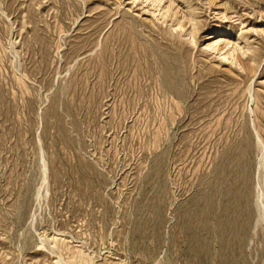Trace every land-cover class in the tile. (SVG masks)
Segmentation results:
<instances>
[{"label": "rangeland", "instance_id": "374dc122", "mask_svg": "<svg viewBox=\"0 0 264 264\" xmlns=\"http://www.w3.org/2000/svg\"><path fill=\"white\" fill-rule=\"evenodd\" d=\"M140 1L0 0V264H264V0H172L183 31Z\"/></svg>", "mask_w": 264, "mask_h": 264}, {"label": "bare ground", "instance_id": "6f19581e", "mask_svg": "<svg viewBox=\"0 0 264 264\" xmlns=\"http://www.w3.org/2000/svg\"><path fill=\"white\" fill-rule=\"evenodd\" d=\"M132 1H133V4H135L136 2H139L140 0H132ZM171 1H172V0H141L140 2H141L142 4H143V3L148 4V6H149L148 8H151L152 10H155L156 12H158V15L161 16L160 19H161V20H162V19L164 20V19H166V18H170V19H172V18L175 17L176 15H179V14H178V13H179L178 11H177V12H173V14L170 15V13H171V9H172V8H171V6H172L171 3L174 4V2H171ZM213 2H214V0H209V3H210V4H212ZM9 5H10V4H9ZM61 5H62V4H61ZM68 5H69V4H68ZM143 5H144V4H143ZM7 7H8V6H7ZM63 7H64V6H63ZM63 7H62V8H63ZM65 7H66V6H65ZM67 7H68V6H67ZM70 8H71V7H70ZM70 8H69V9H70ZM71 9H73V8H71ZM71 9H70V10H71ZM65 10H67V9H65ZM70 12H71V11H70ZM63 13H64V12H63ZM72 13H73V12H72ZM67 15H68V13H67ZM72 15H73V14H72ZM77 15H78V14H77ZM27 16H28V15H27ZM57 16H58V15H57ZM153 16H154V14H153ZM159 16H158V17H159ZM189 16H190V15H189ZM72 17H73V16H72ZM72 17H71V18H72ZM26 18H27L28 21L26 20ZM26 18H25L26 22H24L23 25H26V24H28V23H30V25H31V24L34 23V22L31 23V22H32V18L34 19L33 16L31 17V15H29V16L26 17ZM53 18H54V17H53ZM66 18H67V17H66ZM68 18H70V17H68ZM73 18H74V17H73ZM181 19H182V18H181ZM67 20H68V19H67ZM70 20H71V19H70ZM158 20H159V19H158ZM172 20H173V19H172ZM172 20H171V22H172V29H174L175 31H178L177 29L183 31V29H184V24H182L181 21H180L177 17H176L175 21H174V20L172 21ZM33 21H34V20H33ZM188 21H189V20H188ZM124 22H126V21H124ZM35 23H36V21H35ZM126 23H127V22H126ZM191 23H192V22H191ZM57 24H58V23H57ZM118 24H119V23H118ZM121 24H122V22H121ZM127 24H128V23H127ZM127 24H126V25H127ZM35 25H36V24H35ZM47 25H48V24H47ZM129 25H130V24H129ZM33 26H34V25H33ZM59 26H60V25H59ZM99 26H101V25H99ZM124 26H125V25H124ZM124 26H123V25H122V26H119L118 30L116 29V31H117V35H116V36H117V37L113 38V42H115V44H116V41H117V42L120 41V38H121L122 40H123V38L126 39L125 36L123 37V35L126 34V33H125V32H126V29H125ZM170 26H171V24H170ZM46 27H47V26H46ZM56 27H57V26H56ZM61 27H62V26H61ZM61 27H60V28H61ZM116 27H117V25H116ZM127 27H129V26H127ZM132 27H133V26H132ZM48 28H49V25H48ZM58 28H59V27H58ZM96 29H99V28H96ZM96 29H95V30H96ZM101 29H102V28H101ZM132 29H134V28H132ZM172 29H171V30H172ZM55 30H56V29H55ZM130 30H131V28L129 29V31H130ZM169 30H170V29H169ZM174 30H173V31H174ZM1 31H2V30H1ZM57 31H58V29H57ZM63 31H64V30H63ZM93 31H94V30H93ZM99 31H100V30H99ZM58 32H62V28L59 29ZM64 32H65V31H64ZM94 32H95V31H94ZM131 32H132V34H133V30H132ZM134 32H135V31H134ZM190 32H191V31H190ZM227 32H228V31H227ZM96 33H97V31H96ZM114 33L116 34L115 30H114ZM127 33H128V31H127ZM129 33H130V32H129ZM57 34H58V33H57ZM60 34H61V33H60ZM115 34H114V36H115ZM130 34H131V33H130ZM130 34H129V35H130ZM132 34H131L130 38H131L132 36H134V35H132ZM37 35H38V34H37ZM127 35H128V34H127ZM184 35H185V34H184ZM38 36H39V35H38ZM111 36H112V35H111ZM185 36H186V35H185ZM187 36H189V37H188L189 39L192 38L191 34H187ZM34 37H35V36H34ZM172 37H173V36H172ZM209 37H211V35H208V38H209ZM36 38H37V37H36ZM36 38H35V39H36ZM108 38H109V37H108ZM110 38H111V37H110ZM127 38H129V37H127ZM130 38H129V40H130ZM137 38H138V36H137ZM35 39H34L33 41H35ZM132 39H134V38L132 37ZM139 39H140V38H139ZM139 39H136V40H139ZM209 39H213V40H214V39H218V40H219V39H221V37H218V36H217V37H212V38H209ZM36 40H37V39H36ZM136 40H135V41H134V40L131 41V44H132L133 42L135 43ZM142 40H143V39H142ZM187 40H188V39H187ZM29 41H30V40H29ZM29 41H28V42H29ZM37 41H38V40H37ZM90 41H91V40H90ZM90 41H89V42H90ZM111 41H112V40H111ZM143 41H144V40H143ZM188 41H189V40H188ZM219 41H220V40H219ZM237 41H238V40H237ZM83 42H84V41H83ZM83 42H82V43H83ZM89 42H88V43H89ZM91 42H92V41H91ZM109 42H110V41H109ZM113 42H110V43H113ZM126 42H127V40H126ZM137 42H138V41H137ZM137 42H136V43H137ZM145 42H146V40H145ZM29 43H30V42H29ZM29 43H28V44H29ZM35 43H36V42H35ZM39 43H40V40H39ZM39 43H38V44H39ZM107 43H108V41H107ZM120 43H122V42L120 41ZM138 43H139V42H138ZM140 43H141V40H140ZM148 43H149V42H148ZM190 43L192 44L193 42L190 41ZM218 43H219V42H218ZM89 44H90V43H89ZM91 44H92V43H91ZM103 44H104V43H103ZM126 44H128V43H126ZM151 44H152V43H151ZM81 45H82V44H81ZM86 45H88L87 42L83 43L82 47H83V46H86ZM101 45H102V44H101ZM107 45H108V44H107ZM111 45H112V44H111ZM123 45H125V43H123ZM148 45H149V44H148ZM238 45H239V43H238V44H236V42H235V43H232V42L229 41V40H227V41H223L222 44H217V41H216V42L214 41L213 44L211 43L210 45H209V44L206 45V46H205V49L210 50L211 52L214 51L215 54L218 53V55L222 58V60H228L229 57H231L232 59H235L234 57H236V60H238L237 62H239V57H238V55H237V51H241V48H239ZM41 46H42V45H41ZM88 46H89V45H88ZM90 46H91V45H90ZM103 46H104V45H103ZM112 46H113V45H112ZM116 46H118V43H117ZM116 46H115V47H116ZM129 46H130V45H129ZM134 46H135V45H134ZM144 46H146V44H145ZM149 46H150V45H149ZM152 46H153V45H152ZM155 46H156V44L154 45V47H155ZM78 47H79V46H78ZM82 47H80V49L78 48V50H76V52L80 51V50L82 49ZM96 47H97V46H96ZM113 47H114V46H113ZM125 47H126V45H125ZM127 47H128V46H127ZM131 47H132V45H131ZM136 47H137V46H136ZM140 47L143 48V46H139L138 48H135V47H134V48H135V50H136V49L139 50ZM156 47H157V46H156ZM84 48H85V47H84ZM106 48H107V47H106ZM118 48H120V47H118ZM122 48H124V47H122ZM147 48H148V47H147ZM149 48H151V47H149ZM75 49H77V48H75ZM104 49H105V48H104ZM111 49H113V48H111ZM129 49H130V48H129ZM143 49H144V48H143ZM85 50H87V48H85ZM105 50H106V49H105ZM105 50H101V49H100V51H102V52L99 51L100 54H98L99 56L97 55L98 58H99V61H101V63H102V55L105 56V55H106V51H109V50H106V51H105ZM127 50H128V49H127ZM135 50H134V51L132 50V51L134 52V53H132V55L134 56L133 59L136 58L135 55L138 56V51H135ZM146 50H147V49H146ZM152 50H153V48H152ZM155 50H157V49H155ZM177 50H178V49H177ZM179 50H180V48H179ZM179 50H178V51H179ZM72 51H75V50H72ZM110 51H111V50H110ZM140 51H141V50H140ZM149 51H151V50H149ZM160 51H161V50L159 49V52H160ZM244 51H245V52H243V51L241 52V56H244L245 53H246V51H248V50H244ZM42 52L44 53V50H43ZM76 52H75V54H74L75 57H76ZM116 52H118V51H116ZM127 52H129V51H127ZM127 52H126V53H127ZM144 52H145V50H144ZM146 52H147V51H146ZM152 52H153V51H152ZM157 52H158V51H157ZM45 53H46V52H45ZM109 53H110V52H109ZM112 53H113V52L111 51V54H112ZM119 53L121 54L122 52H119ZM129 53H130V52H129ZM147 53H148V52H147ZM149 53H150V52H149ZM155 53H156V52H155ZM160 53H163V51L160 52ZM185 53H186V52H185ZM71 54H72V53H71ZM115 54H116V53H115ZM124 54H125V53H124ZM143 54H146V53H143ZM143 54H140V55L144 56ZM112 55H113V54H112ZM125 55H126V54H125ZM129 55H130V54H129ZM140 55H139V58H140ZM149 55H150V54H148V57H146V58L149 59ZM151 55H153V54H151ZM151 55H150V58H151ZM159 55H160V54H159ZM188 55H189V54H187V56H188ZM109 56H110V55H109ZM117 56H118V55H117ZM154 56H155V55H154ZM154 56H153V57H154ZM177 56H178V55H177ZM183 56H185V54H184ZM107 57H108V55H107ZM157 57H158V55H157ZM162 57H163V56H162ZM164 57H165V56H164ZM166 57H167V54H166ZM169 57H170V55H169ZM95 58H97V57H95ZM108 58H109V57H108ZM113 58H114V55H113ZM113 58L111 59L112 62L108 59L109 62H111L112 64H113V61L116 59V57H115L114 60H113ZM118 58H119V57H118ZM118 58H117V59H118ZM123 58H124V57H123ZM123 58H122V60H123ZM129 58H130V56H129ZM142 58H145V57H142ZM154 58H155V57H154ZM154 58H152V59L154 60ZM186 58H187V57H186ZM100 59H101V60H100ZM105 59H106V58H104L103 61H105ZM140 59H141V58H140ZM160 59H161V58H160ZM163 59H164V58H163ZM165 59H166V58H165ZM167 59H169V58H167ZM184 59H185V58H184ZM240 59H241V58H240ZM68 60H69V58H68ZM70 60H72V58H71ZM96 60H97V59H96ZM96 60H95V61H96ZM122 60H121V61H122ZM127 60H128V57H127ZM131 60H132V59H131ZM142 60H144V59H142ZM142 60H141V61H142ZM146 60H147V59H146ZM150 60H151V59H150ZM155 60H157V59H155ZM172 60H178V59L173 58ZM229 60H230V59H229ZM44 61H45V60H44ZM72 61H73V60H72ZM72 61H71V62H72ZM117 61H118V60H117ZM134 61H136V62H134ZM134 61H133V62L136 63V66H139V64H140L139 59L136 58V60H134ZM161 61H162V59L160 60V62H161ZM170 61H171V60H170ZM188 61H189V60H188ZM91 62H93V61H91ZM97 62H98V61H97ZM114 62H115V61H114ZM143 62H144V61H143ZM146 62H149V61H146ZM167 62H169V61H167ZM167 62H166V63H167ZM180 62H181V61H180ZM233 62H234V61H233ZM233 62H231V63H233ZM240 62H241V61H240ZM94 63H95V62H94ZM103 63H104V62H103ZM105 63H106V61H105ZM111 63H110V64H111ZM119 63H120V62H119ZM119 63H117V64L119 65ZM123 63H124V62H123ZM126 63H127V61H126ZM128 63H129V62H128ZM131 63H132V61H131ZM150 63H151V62H150ZM150 63H147V64H148V65H147L148 67H149V65L151 66ZM153 63H154V62H153ZM158 63H159V61H158ZM169 63H170V65H171L172 62H169ZM176 63H178V61H177ZM186 63H187V62H186ZM234 63H236V62H234ZM245 63H246V62H245ZM245 63H244V64H245ZM96 64H97V63H96ZM98 64H99V62H98ZM108 64H109V63H108ZM121 64H122V63H121ZM172 64H173V63H172ZM174 64H175V63H174ZM182 64H185V62H182ZM102 65H105V64H102ZM125 65H127V64H125ZM142 65H143V64H142ZM162 65H163V63H162ZM167 65H168V64H167ZM178 65H180V64H178ZM185 65H186V64H185ZM246 65H247V64H246ZM45 66H46V65H45ZM94 66H95V65H94ZM94 66H93V67H94ZM96 66H97V65H96ZM105 66H106V65H105ZM105 66H104V67L102 66V68L105 69ZM109 66H110V65H109ZM122 66H123V65H121V66L118 67L119 69H120V67H121V70H120V71H121V72H122V71H123V72H125V71L127 72V67H122ZM128 66H129V65H128ZM131 66H132V65H131ZM145 66H146V64H145ZM147 66H146V67H147ZM188 66H189V64H188ZM236 66H237V65H236ZM93 67H92V68H93ZM141 67H143V66H141ZM151 67H152V66H151ZM155 67H156V65H155ZM176 67H177V66H176ZM176 67H173V68L175 69ZM184 67L187 69L186 66H184ZM184 67H181V68H184ZM46 68H47V66H46ZM96 68H97V67H96ZM102 68H101V69H102ZM108 68H109V67H108ZM108 68H107V69H108ZM116 68H117V67H116ZM143 68H144V67H143ZM152 68H154V67H152ZM152 68H151V69H152ZM156 68H157V67H156ZM240 68H241V67H240ZM99 69H100V68H99ZM107 69H106V70H107ZM110 69H111V68H110ZM128 69H129V68H128ZM136 69H137V68H136ZM146 69H147V68H146ZM146 69H145V71H146ZM158 69H159V68H158ZM163 69H164V67H163ZM167 69H168V67H167ZM176 69H177V68H176ZM189 69H192V67L189 68ZM0 70H1V69H0ZM44 70H45V67H44ZM49 70H50V69H49ZM49 70H48V71H49ZM108 70H109V69H108ZM141 70H142V69H141ZM148 70H149V69H148ZM148 70H147V71H148ZM154 70H155V69H154ZM160 70H161V66H160ZM168 70H169V69H168ZM177 70H180V69H177ZM177 70H176V71H177ZM243 70H244V68H243ZM101 71H102V70H101ZM130 71H131V70H130ZM150 71H151V70H150ZM166 71H167V70H166ZM166 71H165V72H166ZM174 71H175V70H174ZM174 71H173V72H174ZM176 71H175V72H176ZM181 71H183V70H180V72H181ZM184 71H185V70H184ZM187 71H188V70H186L185 72H187ZM244 71H245V70H244ZM116 72H117V71H116ZM121 72H120V74H122V76H124V75H123L124 73H121ZM126 72H125V74H126ZM132 72H133V70H132ZM134 72H135V71H134ZM153 72H154V71H152V73H153ZM159 72H161V71H159ZM167 72L170 73L169 71H167ZM177 72H178V71H177ZM189 72H190V71H189ZM47 73H48V72H47ZM103 73L105 74V70L103 71ZM107 73H109V72H107ZM128 73H129V72H128ZM156 73H157V72H156ZM161 73H162V72H161ZM187 73H188V72H187ZM129 74H130V76H131V75H132V76L134 75V74H131V73H129ZM140 74H143V72L140 73ZM166 74H167V73H166ZM126 75H127V74H126ZM137 75H138V74H137ZM149 75H151V74H149ZM170 75H172V74H170ZM170 75H169V76H170ZM173 75H174V74H173ZM173 75H172L171 77H173ZM106 76H109V75H106ZM111 76H113V75H111ZM120 76H121V75H120ZM130 76H128V79H129V80H130V78H129ZM140 76H143V75H140ZM147 76H148V74H147ZM152 76H153V74H152ZM163 76H165V74H164ZM166 76H167V75H166ZM177 76H178V74H177ZM180 76H181V75H180ZM180 76H179V77H180ZM186 76H187V74H186ZM186 76H185V77H186ZM72 77H73V76H72ZM72 77H71V78H72ZM124 77H125V76H124ZM155 77H156V76L154 75V77L151 78V79H154ZM159 77H161V76L159 75ZM171 77H170V78H171ZM193 77H194V76H193ZM136 78H138V76H137ZM141 78H142V79H145V76H144V78H143V77H141ZM156 78H157V77H156ZM167 78H168V77H167ZM188 78H189V77H188ZM188 78H187V79H188ZM190 78H192V77H190ZM73 79H74V78H72V80H73ZM103 79H104V78H103ZM106 79H109V77L106 78ZM132 79H134V78L132 77ZM160 79L162 80V78H160ZM171 79H172V78H171ZM179 79H180V78H179ZM72 80H71V82H72ZM74 80H75V79H74ZM104 80H105V79H104ZM119 80H120V79H119ZM122 80H123V79H122ZM135 80H136V79H135ZM135 80H134V81L131 80V81L134 83ZM137 80H139V78H138ZM140 80H141V79H140ZM145 80H146V79H145ZM147 80H148V79H147ZM155 80H156V79H155ZM164 80H166V79H164ZM168 80H169V78H168ZM180 80H181V79H180ZM123 81H124V80H123ZM142 81H143V80H142ZM149 81H150V80H149ZM175 81H176V80H175ZM102 82H103V80H102ZM125 82H129V81L127 80V81H125ZM136 82H137V81H136ZM138 82H139V81H138ZM140 82H141V81H140ZM146 82H147V81H146ZM153 82H154V81H153ZM161 82H162V81H161ZM170 82H173V81H170ZM170 82H169V83H170ZM185 82H186V81H185ZM122 83H123V82H122ZM148 83H149V82H148ZM156 83H157V82H156ZM164 83H165V82H164ZM175 83H176V82H175ZM175 83H174V84H175ZM128 84H129V83H128ZM167 84H168V83H167ZM167 84H165V85L167 86ZM174 84H173V85H174ZM188 84H189V83H188ZM129 85H130V84H129ZM143 85H144V83H143ZM146 85H147V84H146ZM150 85H151V84H150ZM157 85H158V84H157ZM168 85H170V84H168ZM171 85H172V84H171ZM176 85H177V84H176ZM178 85H179V83H178ZM178 85H177V86H178ZM185 85H186V84H185ZM137 86H138V83H137ZM139 86H140V85H139ZM148 86H149V84H148ZM151 86H152V85H151ZM162 86H163V85H162ZM162 86H161V87H162ZM174 86H175V85H174ZM179 86L181 87V85H179ZM179 86H178V87H179ZM186 86H187V85H186ZM186 86H185V87H186ZM126 87H127V86H126ZM126 87H125V88H126ZM130 87H131V86H130ZM140 87H141V86H140ZM152 87H153V86H152ZM170 87H171V86H170ZM178 87H177V88H178ZM123 88H124V87H123ZM132 88H133V87H132ZM136 88H137V87H136ZM149 88H150V87H149ZM149 88H148V89H149ZM153 88H154V87H153ZM153 88H152V89H153ZM155 88H156V87H155ZM157 88H158V87H157ZM165 88H167V87H164V89H165ZM171 88H172V87H171ZM171 88H170V89H171ZM188 88H189V87H187V89H188ZM119 89H121L120 86H119ZM119 89H118V91H119ZM133 89H134V88H133ZM138 89H139V88H138ZM152 89H151V90H152ZM168 89H169V88H168ZM172 89H173V88H172ZM180 89H181V88H180ZM124 90H125V89H124ZM126 90H127V89H126ZM134 90H135V89H134ZM134 90H133V91H134ZM141 90H142V89H141ZM141 90L139 89V91H141ZM153 90H154V89H153ZM153 90H152V91H153ZM155 90H157V89H155ZM162 90H163V88H162ZM249 90H250V87H249ZM130 91H131V89H130ZM136 91H137V90H136ZM139 91H138V92H139ZM142 91H144V90H142ZM142 91H141V92H142ZM145 91H146V90H145ZM147 91H148V90H147ZM149 91H150V90H149ZM149 91H148V92H149ZM152 91H151V92H152ZM164 91H165V90H164ZM164 91H163V92H164ZM169 91H170V90H169ZM176 91H177V90H176ZM180 91H181V90H180ZM184 91H185V90H184ZM151 92H150V94H151ZM158 92H159V91H158ZM170 92H171V91H170ZM248 92H249V91H248ZM126 93H127V91H126ZM130 93H132V91H131ZM144 93H145V92H144ZM167 93H168V91H167ZM183 93H184V92H183ZM186 93H187V92H186ZM186 93H185V94H186ZM188 93H189V92H188ZM188 93H187V94H188ZM120 94L122 95V93H120ZM124 94H125V93H124ZM135 94H136V93H135ZM146 94H147V92H146ZM146 94H145V95H146ZM176 94H177V93H176ZM187 94H186V95H187ZM125 95H127V94H125ZM125 95H124V96H125ZM140 95H141V93H140ZM140 95H138V96L140 97ZM178 95H179V94H178ZM181 95H182V93H181ZM188 95H189V94H188ZM138 96H137V97H138ZM142 96H143V95H142ZM142 96H141V97H142ZM151 96H152V95H151ZM161 96H162V94H161ZM164 96H166V95H164ZM167 96H168V95H167ZM173 96H174V95H173ZM182 96H183V95H182ZM182 96H181V97H182ZM126 97H127V96H126ZM134 97H135V96H134ZM147 97H149V96H147ZM169 97H170V96H169ZM176 97H177V96H176ZM143 98H144V97H143ZM161 98H162V97H161ZM174 98H175V97H174ZM185 98H186V97H185ZM139 99H141V98H139ZM146 99H147V98H146ZM175 99H176V98H175ZM177 99H178V98H177ZM183 99H184V98H183ZM188 99H189V98H188ZM128 100H129V99H128ZM132 100H133V99H132ZM135 100H136V98H135ZM135 100H134V102H135ZM143 100H144V99H143ZM149 100H150V99H149ZM160 100L162 101V99H160ZM184 100H185V99H184ZM257 100H258V98H257ZM126 101H127V100H126ZM126 101H125V102H126ZM130 101H131V100H130ZM130 101H129V102H130ZM136 101H137V100H136ZM140 101H141V100H140ZM144 101H145V100H144ZM146 101H148V100H146ZM211 101H212V100H211ZM129 102H128V103H129ZM131 102H132V101H131ZM152 102H154V99H153ZM152 102H151V103H152ZM171 102H172V101H171ZM177 102L179 103V101H177ZM181 102H182V101H181ZM184 102H185V101H184ZM138 103H139V102H138ZM151 103H150V104H151ZM125 104H126V103H125ZM129 104H130V103H129ZM132 104H133V103H132ZM132 104H131V105H132ZM135 104H137V103H135ZM150 104H149V105H150ZM153 104H156V102H154ZM126 105H127V104H126ZM149 105H148V107H149ZM157 105H159V103H157ZM161 105L163 106L162 103H161ZM161 105H160V107H161ZM170 105H171V104H170ZM174 105H175V102H174ZM180 105H181V103H180ZM180 105H179V106H180ZM257 105H258V104H257ZM123 106H124V105H123ZM129 106H130V105H129ZM133 106H134V104H133ZM136 106H137V105H136ZM143 106H144V105H143ZM145 106H146V103H145ZM152 106H153V105H152ZM152 106H151V107H152ZM165 106H166V104H165ZM165 106H164V109H165ZM167 106H168V104H167ZM175 106H176V105H175ZM175 106H174V108H175V109L177 108V111H178L177 113H179V114L184 110V108H182V109H183V110H182L181 108H179V107H175ZM181 106H182V105H181ZM126 107H127V106H126ZM130 107H131V106H130ZM134 107H135V106H134ZM153 107H154V106H153ZM156 107H157V106H156ZM182 107H183V106H182ZM205 107H206V106H205ZM208 107H209V105H208ZM208 107H207V108H208ZM143 108H144V107H143ZM149 108H150V107H149ZM149 108H148V109H149ZM169 108H172V107L169 106ZM202 108H203V107H202ZM202 108H201V113L204 112V111L202 110ZM123 109H125V108H123ZM126 109H127V108H126ZM126 109H125V111H126ZM131 109H132V108H131ZM131 109H129V112H130ZM133 109H134V108H133ZM146 109H147V108H146ZM155 109H157V108H155ZM166 109L168 110L167 107H166ZM166 109H165V110H166ZM257 109H258V108H257ZM127 110H128V109H127ZM153 110H154V109H153ZM158 110H159V109H158ZM161 110H162V109H161ZM167 110H166V111H167ZM173 110H174V109H173ZM173 110H172V111H173ZM189 110H190V109H189ZM191 110H192V109H191ZM207 110L209 111V109H207ZM131 111H132V110H131ZM145 111H146V110H145ZM147 111H148V110H147ZM150 111H151V110H150ZM154 111H155V110H154ZM166 111H165V112H166ZM170 111H171V110H169V112H170ZM174 111H175V110H174ZM174 111H173V112H174ZM186 111H187V110H186ZM123 112H124V111H123ZM126 112H128V111H126ZM156 112H158V111H156ZM173 112H172V115L174 114ZM189 112H190V111H189ZM192 112H193V111H192ZM194 112H195V111H194ZM199 112H200V110H199ZM151 113H152V112H151ZM197 113H198V112H197ZM205 113H206V111H205ZM153 114H156V113H153ZM153 114H152V115H153ZM158 114H159V113H158ZM163 114H164V113H163ZM179 114H178V115H179ZM181 114H182V113H181ZM183 114H184V113H183ZM185 114H186V113H185ZM208 114H209V113H208ZM233 114H234V113H233ZM146 115H147V114H146ZM146 115H145V116H146ZM193 115H194V114H193ZM198 115H199V114H198ZM231 115H232V114H231ZM155 116H157V114H156ZM147 117H150V115L147 116ZM160 117H161V116H160ZM163 117H164V116H163ZM166 117H167V116H166ZM176 117H177V115H176ZM178 117H179V116H178ZM183 117H184V116H183ZM183 117H182V118H183ZM187 117H188V116H187ZM201 117H202V116H201ZM225 117H226V116H225ZM231 117H232V116H231ZM145 118H146V117H145ZM168 118H169V117H168ZM168 118H167V119H168ZM172 118H173V117H172ZM232 118H233V117H232ZM151 119H152V118H151ZM164 119H165V118H164ZM173 119H174V118H173ZM220 119H221V118H220ZM220 119H219V120H220ZM226 119H227V121L229 120V118H226ZM145 120H146V119H145ZM157 120H158V119H157ZM162 120H163V119H162ZM165 120H166V119H165ZM168 120H169V119H168ZM177 120H178V119H177ZM219 120H218V121H219ZM221 120H223V119H221ZM224 120H225V119H224ZM146 121H147V120H146ZM146 121H145V124H146ZM174 121H175V120H174ZM178 121H179V120H178ZM182 121H183V120H182ZM227 121H226L225 123H227ZM154 122H156V121H154ZM163 122H164V120H163L161 123H163ZM165 122H166V121H165ZM165 122H164V123H165ZM172 122H173V120L171 121V123H172ZM219 122H220V121H219ZM223 122H224V121H223ZM228 122H229V121H228ZM149 123H150V121H149ZM152 123H153V119H152ZM164 123H163V124H164ZM175 123H177V122H175ZM216 123H217V122H216ZM230 123H232V122H230ZM233 123H234V122H233ZM233 123H232V124H233ZM235 123H236V122H235ZM235 123H234V124H235ZM145 124H143V125H145ZM179 124H180V123H179ZM179 124H178V125H179ZM219 124H220V123H219ZM219 124L217 123V125H219ZM223 124H224V123H223ZM150 125H151V124H150ZM235 125H236V124H235ZM147 126H148V125H147ZM151 126H152V125H151ZM158 126H159V125H158ZM160 126H161V124H160ZM160 126H159V127H160ZM163 126H164V125H163ZM156 127H157V126H156ZM156 127H155V128H156ZM168 127H169V126H168ZM168 127H167V124H166L165 128H168ZM172 127H173V126H172ZM224 127H225V125H224ZM226 127H227V126H226ZM229 127H230V126H229ZM229 127H228V128H229ZM231 127H233V126H231ZM235 127H236V126H235ZM239 127H240V125H239ZM241 127H244V126H241ZM217 128L219 129L218 126H217ZM158 129H159V128H158ZM158 129H157V130H158ZM162 129H163V128H161V131H162ZM215 129H216V128H215ZM232 129H233V128H232ZM223 130H224V129H223ZM163 131H164V130H163ZM216 131H217V130H216ZM218 131H219V130H218ZM220 131H221V129H220ZM225 131L227 132L226 129H225ZM232 131H233V130H232ZM227 133H229V132H227ZM222 139H223V138H222ZM228 139H229V138H227V140H228ZM220 140H221V139H220ZM223 140H224V139H223ZM230 140H231V139H230ZM155 142H156V141H155ZM157 142H158V141H157ZM217 142H218V141H217ZM223 142H224V141H223ZM223 142H222V143H223ZM228 142H229V140H228ZM219 143H221V142H219ZM226 143H227V142H226ZM234 143H236V139H235V142H234ZM238 143H239V142H238ZM238 143H237V144H238ZM232 144H233V143H232ZM232 144H231V145H232ZM228 145H229V144H228ZM228 145H227V146H228ZM227 146H226V147H227ZM216 147H217V146H216ZM239 147H240V146H239ZM218 148H219V147H218ZM218 148H217V149H218ZM222 148H223V147H222ZM237 148H238V147H237ZM219 149H220V148H219ZM225 149H226V148H225ZM221 150H223V149H221ZM228 150L230 151L231 149H228ZM233 150H234V149H233ZM236 151H237V150H236ZM261 151H262V150H261ZM234 152H235V151H234ZM217 153H218V155H219V152H217ZM231 153H232V152H231ZM235 153H236V152H235ZM242 153H244V152H242ZM229 154H230V153H229ZM229 154H228V155H229ZM237 154H238V153H237ZM218 155H217V156H218ZM230 155H232V154H230ZM221 156H222V155H221ZM221 156H220V157H221ZM244 156H245V154H244ZM215 157H216V156H215ZM215 157H214V158H215ZM223 157H224V156H223ZM239 157H240V156H239ZM228 158H229V157H228ZM232 158H233V156H232ZM236 158H237V157H236ZM219 159H220V158H219ZM221 159H222V158H221ZM238 159H239V158H238ZM238 159H237V160H238ZM213 160H214V159H213ZM230 160H231V159H230ZM234 160H235V159H234ZM215 161H216V160H215ZM220 161H221V160H220ZM233 162H234V161H233ZM233 162H232V163H233ZM235 162H236V161H235ZM239 162H240V161H239ZM221 163H222V162H221ZM226 163H229V162L226 161ZM237 163H238V162H237ZM223 164H225V163H223ZM238 164H239V163H238ZM262 164H263V163H262ZM219 165H220V164H219ZM230 165H231V164H230ZM236 165H237V164H236ZM239 165H240V164H239ZM263 165H264V164H263ZM263 165H262V167H263ZM225 166H226V164H225ZM231 166H232V165H231ZM233 166H235L234 163H233ZM260 166H261V165H260ZM226 167H227V166H226ZM226 167H225V168H226ZM228 167H229V166H228ZM234 168H235V167H234ZM229 169H230V168H229ZM222 170H224V169L222 168ZM234 170H235V169H234ZM235 171H236V170H235ZM227 172H228V171H227ZM227 172H226V173H227ZM234 173H235V172H234ZM239 173H240V171H239ZM229 174H230V172L228 173V175H229ZM231 174H232V173H231ZM231 174H230V175H231ZM228 175H227V176H228ZM230 175H229V176H230ZM237 175H238V174H237ZM239 175H240V174H239ZM223 176H224V175H223ZM231 176H232V175H231ZM234 177H236V176H234ZM227 178H228V177H227ZM43 180H44V179H43ZM223 180H225V179L223 178ZM234 180H235V179H234ZM225 181H226V180H225ZM235 185H236V184H235ZM236 186H237V185H236ZM235 189H236V188H235ZM236 190H237V189H236ZM234 191H235V190H234ZM261 212H262V211H261ZM258 213H259V212H258ZM263 217H264V216H263ZM260 219H261V218H260ZM262 220H263V219H262ZM262 222H263V221H262ZM262 222H261V223H262ZM51 245L53 246V249H55V251L52 252V255L55 256V260H56V262H55L54 264H62V263H64V260L62 261V259H61V257H63V256H62L63 253H65V254L68 255V261L71 262V263H73V262L76 263V264H90V263H91V262H89V261H90V259H88L89 257L87 258V257L83 254V252H80V251H78V252H73V251H71L70 249H68L66 246H62V245H60V243H58L56 240H53V241L51 242ZM38 248H43V243H42V242L38 245ZM75 249H76V248H75ZM78 249H79V248H78ZM88 256H89V255H88ZM74 263H73V264H74ZM64 264H65V263H64ZM67 264H68V263H67ZM91 264H92V263H91Z\"/></svg>", "mask_w": 264, "mask_h": 264}]
</instances>
